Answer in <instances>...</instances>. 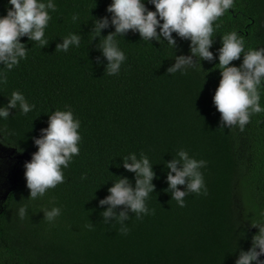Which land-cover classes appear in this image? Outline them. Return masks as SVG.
Instances as JSON below:
<instances>
[{
  "label": "trees",
  "instance_id": "1",
  "mask_svg": "<svg viewBox=\"0 0 264 264\" xmlns=\"http://www.w3.org/2000/svg\"><path fill=\"white\" fill-rule=\"evenodd\" d=\"M56 3L45 30L48 45L41 48L23 37L27 58L11 71L0 65L7 75V84L0 85V106L16 90L35 105L27 115L13 109L8 120H0V128L14 133L0 143V171L5 178L17 171L15 182L6 178L8 194L0 200V253L17 264H235L258 232L251 220L264 213V112L252 115L244 131L220 128L221 114L213 103L221 79L219 61H201L185 75L168 74L175 54H190L189 41L178 37L181 51L175 53L166 43L143 41L129 31L118 38L127 59L118 75H107L104 65L96 63L100 37L92 39L91 31L93 18L110 15L111 0ZM6 6L7 0H0V15ZM74 13L79 14L76 23ZM213 26L214 55L221 37L232 31L244 38L245 51L264 47V0H234ZM70 33L81 35L80 47L56 50ZM242 60L243 55L233 64ZM260 104L264 107V89ZM65 106L81 121L80 154L63 169L64 183L42 199L28 200L24 164L37 151L33 137L48 126L52 112ZM181 148L207 161L201 171L208 195H188L185 207L166 191L163 163ZM133 152L138 158L147 155L159 177L147 201L155 215L137 219L129 213L125 223L130 232L122 235L119 223L102 221L98 199L109 194L116 176L123 174L135 185L133 173L116 167ZM25 205L28 214L21 220L18 210ZM51 206L62 209L54 224L41 212Z\"/></svg>",
  "mask_w": 264,
  "mask_h": 264
},
{
  "label": "clouds",
  "instance_id": "2",
  "mask_svg": "<svg viewBox=\"0 0 264 264\" xmlns=\"http://www.w3.org/2000/svg\"><path fill=\"white\" fill-rule=\"evenodd\" d=\"M153 5L150 10L146 5ZM6 14L0 15V65L11 71L21 60L27 58L29 49L21 38L27 37L29 42L38 43L41 48L48 45L45 30L51 20L50 12L57 11L56 0H7ZM234 7V0H111L105 15L93 18L92 39L100 37L96 48L100 56L96 57L98 65H104L109 76L118 75L127 57L119 47L118 38L124 37L129 31L138 33L141 40H155L160 45L166 43L169 47L181 51L177 37L189 41V55H176L174 63L167 68V73L174 75L179 72L187 74L190 68L201 66V61L212 63L218 59L221 79L213 96V103L221 114L220 128L238 127L244 131L254 114L264 112L260 104L261 89H264V47L245 51V40L236 31L221 37V47L216 55L210 49L215 43L214 22L219 20L229 9ZM73 23L79 20V14L71 17ZM114 28L106 36L102 30ZM219 25L216 24V28ZM159 30V31H158ZM175 33V36L173 35ZM79 33H70L56 44V50L68 52L70 48H79L81 44ZM243 60L236 66L233 61ZM107 61L104 64V61ZM7 84L6 72L0 70V85ZM35 108L25 95L16 90L8 97L5 106H0V120H8L11 110L16 109L27 115ZM48 126L40 130L38 137H33L37 151L32 153L31 160L24 164L26 187L30 190L28 200L42 199L50 189L65 182L63 169H67L75 156L80 154L79 129L81 121L74 117L70 106L65 110H55L49 115ZM5 134L14 133L0 128V143ZM22 151V150H21ZM168 188L172 200L180 207H185V197L190 194L208 195L205 177L201 169L207 167V161L197 160L183 148L169 161L163 162ZM149 157L141 153H130L122 158L123 167L134 174L135 185L129 177L116 176L118 179L108 188V195L98 199V207L103 208V222L109 224L116 221L120 224V233L127 235L130 228L125 221L135 215L137 219L155 215V209L149 208L147 201L155 192L154 179H158ZM17 171H13L9 180L15 182ZM178 186H184L181 190ZM21 220L28 214L27 206L18 210ZM43 219L54 224L62 214L58 206L42 207ZM90 230L93 224L86 225ZM251 227L258 232L251 238V247L241 249L235 264H264V213L259 218L251 220Z\"/></svg>",
  "mask_w": 264,
  "mask_h": 264
},
{
  "label": "flooded vegetation",
  "instance_id": "3",
  "mask_svg": "<svg viewBox=\"0 0 264 264\" xmlns=\"http://www.w3.org/2000/svg\"><path fill=\"white\" fill-rule=\"evenodd\" d=\"M7 185L8 183L6 182V178L3 177V174L0 171V193L2 192L1 194L2 196H0V200L2 199L5 200L7 197L8 194ZM3 192L5 194H3ZM0 264H17V261H13V259L10 258L8 254L0 253Z\"/></svg>",
  "mask_w": 264,
  "mask_h": 264
},
{
  "label": "rangeland",
  "instance_id": "4",
  "mask_svg": "<svg viewBox=\"0 0 264 264\" xmlns=\"http://www.w3.org/2000/svg\"><path fill=\"white\" fill-rule=\"evenodd\" d=\"M261 259H264V257H261Z\"/></svg>",
  "mask_w": 264,
  "mask_h": 264
}]
</instances>
